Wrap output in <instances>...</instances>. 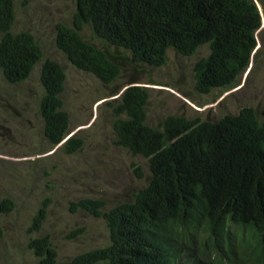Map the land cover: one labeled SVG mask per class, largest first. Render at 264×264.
I'll list each match as a JSON object with an SVG mask.
<instances>
[{
	"label": "trees",
	"instance_id": "16d2710c",
	"mask_svg": "<svg viewBox=\"0 0 264 264\" xmlns=\"http://www.w3.org/2000/svg\"><path fill=\"white\" fill-rule=\"evenodd\" d=\"M28 0H21L26 5ZM72 26L57 23L54 44L76 69L111 84L120 70L106 51L80 34L89 25L94 37L129 51L132 60L154 68L164 65L168 49L190 57L202 45L209 53L193 66L195 89L237 86L257 55L261 14L253 0H75ZM15 0H0V74L11 85L26 81L42 60L38 114L50 149L69 134V116L60 98L65 72L26 31L12 33ZM130 82L106 102L115 144L147 159L148 183L104 211L105 202H69L104 221L105 246L58 261L49 235L33 237L27 248L35 264H264V104L249 106L216 121L169 115L146 124V87ZM117 93L112 94L115 96ZM83 144L69 137L53 153L74 154ZM137 178L143 176L131 164ZM48 200L33 215L28 233L38 232ZM14 207L9 198L0 211ZM84 231L74 228L73 239ZM1 234V228H0Z\"/></svg>",
	"mask_w": 264,
	"mask_h": 264
},
{
	"label": "rangeland",
	"instance_id": "374dc122",
	"mask_svg": "<svg viewBox=\"0 0 264 264\" xmlns=\"http://www.w3.org/2000/svg\"><path fill=\"white\" fill-rule=\"evenodd\" d=\"M253 1L262 17L257 55L237 86L201 94L194 86L193 66L207 56L208 45L200 46L190 57L168 49L164 65L154 68L135 63L129 51L96 39L90 26L84 25L80 31L83 39L106 51L119 67V76L106 85L72 66L54 44L56 24L72 26L75 0H28L24 6L21 0H15L11 32L31 33L41 47L43 59H53L64 69L66 78L60 98L69 116V134L81 137L83 144L71 155L52 153L43 136L38 114L42 60L20 84H8L0 74V201L9 198L14 203L11 211H0V264H35L36 258L27 243L46 234L58 261H68L77 254L107 245L104 221L84 210L71 212L69 202L100 199L105 202L102 210L106 211L132 201L134 193L148 183L151 174L147 159L115 144L113 118L106 105L130 82L148 90L146 124L151 127H157L169 115L216 121L244 106L261 110L264 0ZM114 93L117 95L111 96ZM133 163L140 167L141 178L133 173ZM43 200H48L46 218L38 232L28 233L31 219ZM80 227L84 231L77 237L66 238L70 230Z\"/></svg>",
	"mask_w": 264,
	"mask_h": 264
},
{
	"label": "clouds",
	"instance_id": "9594fccd",
	"mask_svg": "<svg viewBox=\"0 0 264 264\" xmlns=\"http://www.w3.org/2000/svg\"><path fill=\"white\" fill-rule=\"evenodd\" d=\"M134 85H138V84H134ZM139 86H140V85H139ZM142 87H143V86H142ZM125 88H127V87H125ZM125 88H124V89H125ZM124 89H123V90H124ZM121 92H123V91H121ZM120 94H121V93H120ZM120 94H119V95H120ZM119 95H118V96H119ZM118 96H117V97H118ZM75 133H76V132H75ZM73 135H74V133H73V134H68V135L66 136V138H65L63 141L65 142L69 137H71V136H73ZM63 141H62V142H63ZM62 142H61V143H62ZM64 142H63V143H64ZM61 143H60V144H61ZM63 143H62V144H63ZM60 144H58L57 146H59ZM62 144H61V145H62ZM61 145H60V146H61ZM57 146H55V147L52 148L53 152H54L57 148L60 147V146H59V147H57ZM56 147H57V148H56ZM50 150H51V149H50ZM53 152H52V153H53Z\"/></svg>",
	"mask_w": 264,
	"mask_h": 264
},
{
	"label": "water",
	"instance_id": "95a60500",
	"mask_svg": "<svg viewBox=\"0 0 264 264\" xmlns=\"http://www.w3.org/2000/svg\"><path fill=\"white\" fill-rule=\"evenodd\" d=\"M143 87H145V86H143ZM121 93H122V92H121ZM63 142H64V141H63ZM63 142H62V143H63ZM62 143H61V144H62ZM61 144H60V145H61ZM60 145H59V146H60ZM59 146H57V147H59ZM57 147H56V148H57Z\"/></svg>",
	"mask_w": 264,
	"mask_h": 264
}]
</instances>
